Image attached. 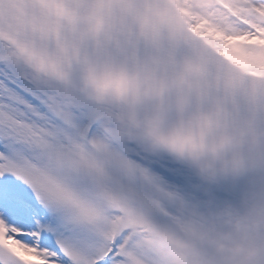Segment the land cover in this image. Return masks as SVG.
Instances as JSON below:
<instances>
[{
  "label": "snow or ice",
  "instance_id": "1",
  "mask_svg": "<svg viewBox=\"0 0 264 264\" xmlns=\"http://www.w3.org/2000/svg\"><path fill=\"white\" fill-rule=\"evenodd\" d=\"M10 2L16 13L0 0V264H161V236L206 246L219 210L251 203L264 215V160L223 176L188 161L190 81L177 82L175 115L162 81L151 101L129 100L131 65L180 62L202 96L264 127V0H101L91 33L73 19L79 2L59 20L46 0L39 19ZM209 126L202 116L201 134ZM262 238L248 264H264Z\"/></svg>",
  "mask_w": 264,
  "mask_h": 264
},
{
  "label": "clouds",
  "instance_id": "2",
  "mask_svg": "<svg viewBox=\"0 0 264 264\" xmlns=\"http://www.w3.org/2000/svg\"><path fill=\"white\" fill-rule=\"evenodd\" d=\"M42 0H24L23 7L27 14L35 19L40 18L39 4ZM70 0H46L52 10V19L59 20L58 10L63 9ZM82 7L75 16L83 31L94 32L92 23L100 11L101 0H73ZM6 9L13 13L18 11L10 0H6ZM72 28H68V42L71 44ZM115 44V39L108 37ZM86 43H90L86 41ZM155 79L145 83V76ZM190 81L184 91L190 95V104L185 113L182 127L190 129L196 137V143L187 152L188 161L197 168L214 170L217 175L236 174L245 167L254 171L264 160V127L250 128L246 120H234L230 105L218 102L214 93L201 95L199 85L192 75L186 72L182 63L156 67L151 57L142 59L139 65L129 68L131 103L136 102L137 92L145 100L151 101L153 94H159L157 83L165 84V102L175 115L177 100V82L180 79ZM209 121L205 133L200 132L201 117ZM147 123L152 117L142 114ZM217 225L204 245L173 240L161 236L155 240L161 252V264H248L249 242L264 237V215L254 204H242L238 208H224L216 213ZM256 247L264 250V238L257 241Z\"/></svg>",
  "mask_w": 264,
  "mask_h": 264
}]
</instances>
